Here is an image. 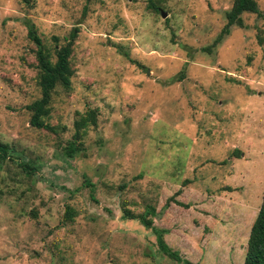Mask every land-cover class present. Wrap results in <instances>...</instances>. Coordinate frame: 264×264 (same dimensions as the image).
<instances>
[{
    "label": "rangeland",
    "instance_id": "374dc122",
    "mask_svg": "<svg viewBox=\"0 0 264 264\" xmlns=\"http://www.w3.org/2000/svg\"><path fill=\"white\" fill-rule=\"evenodd\" d=\"M231 3L0 0V141L13 149L0 162V264H180L120 217L122 205L158 211L168 197L186 206L170 202L152 225L171 249L193 264L242 263L264 187V17L242 13L244 26L210 47ZM22 18L45 43L78 27L70 88L52 96L54 134L28 122L38 91ZM89 108L96 125L67 156Z\"/></svg>",
    "mask_w": 264,
    "mask_h": 264
},
{
    "label": "trees",
    "instance_id": "16d2710c",
    "mask_svg": "<svg viewBox=\"0 0 264 264\" xmlns=\"http://www.w3.org/2000/svg\"><path fill=\"white\" fill-rule=\"evenodd\" d=\"M27 1V0H23ZM159 4L150 2L149 7L156 12ZM254 13L256 16L264 17L255 0H232L231 6L224 12L225 22L220 31L213 39L210 47L217 45L221 39L228 34L231 26L243 27L241 14ZM84 13V11L82 12ZM26 29V37L32 43L33 49V68H34V85L38 91V95L25 105L28 112L29 125L36 129H43L50 133L57 132V126L48 122L51 109V101L53 94L58 88L68 91L70 88L71 77L73 76V66L71 56L73 52V43L78 35V27H71L64 35H51L50 42L45 43L37 33L36 27L30 19H21ZM209 49V46H206ZM126 55V52H122ZM97 109L89 108L79 113L72 122V133L63 147V153L71 156L73 153L82 150V139L89 127L96 125ZM13 149L6 143L0 141V162L5 160H13ZM237 156L239 151L233 150ZM21 171L29 176L36 168L32 162L20 161L18 163ZM84 181V185L92 192V185L89 181ZM179 192L176 190L174 193ZM123 202V201H122ZM121 202V204H123ZM172 202L176 205L185 207L186 204L168 197L158 211L152 205H145L141 213H133L124 205L121 207L122 219H135L144 228H148L154 235L157 249L168 258L180 264H193L189 260L181 257L176 250L171 249L163 240L165 232L162 228L152 225V218H159L162 211ZM74 210L66 205L63 213V220L72 221ZM241 264H264V187L261 194L260 203L255 216L248 229L246 238V247Z\"/></svg>",
    "mask_w": 264,
    "mask_h": 264
},
{
    "label": "water",
    "instance_id": "95a60500",
    "mask_svg": "<svg viewBox=\"0 0 264 264\" xmlns=\"http://www.w3.org/2000/svg\"><path fill=\"white\" fill-rule=\"evenodd\" d=\"M160 15L162 16V17H164L165 16V13L164 12H160Z\"/></svg>",
    "mask_w": 264,
    "mask_h": 264
}]
</instances>
